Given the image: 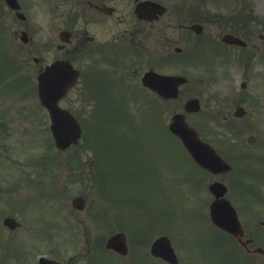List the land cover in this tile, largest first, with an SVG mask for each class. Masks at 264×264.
<instances>
[{"label": "flooded vegetation", "instance_id": "af4514ba", "mask_svg": "<svg viewBox=\"0 0 264 264\" xmlns=\"http://www.w3.org/2000/svg\"><path fill=\"white\" fill-rule=\"evenodd\" d=\"M18 2L17 10L2 2L9 9L1 12L6 26L3 62L19 72L33 68L36 74L56 61L70 64L79 78L64 99L136 97L143 92L159 98L143 86L144 77L151 72L180 75L187 79L179 88L180 98L194 97L200 83L225 84L226 98L221 105L229 114V127L264 130V0ZM4 116L0 108V126L5 129ZM16 120L25 122L20 116ZM19 130L24 129L17 126L16 137L0 133V180L9 185L0 189V197L4 196L0 199V223L7 217L16 220L13 228L0 226V264H32L35 250L27 244L37 238L38 227L48 220L55 235L44 243L51 246L53 259L60 264H105L100 238L104 219L99 211L91 212L86 205L70 210L66 213L69 219H64L57 209L65 205L41 203L48 197L41 188H20L19 158L25 144L19 147ZM259 141L247 144L243 155L245 163L259 168L256 179L248 172L244 181L247 212L243 220L248 232L253 225L247 217L254 208L264 209V165L259 166L264 161V140L258 148ZM44 190L48 192V187ZM146 219L149 221V216ZM247 231L243 239H253L247 244L252 251L257 243L262 245L264 237L256 231L249 236ZM67 250L73 255L67 257Z\"/></svg>", "mask_w": 264, "mask_h": 264}, {"label": "rangeland", "instance_id": "374dc122", "mask_svg": "<svg viewBox=\"0 0 264 264\" xmlns=\"http://www.w3.org/2000/svg\"><path fill=\"white\" fill-rule=\"evenodd\" d=\"M2 65L3 64L0 63V68L2 67ZM5 71L11 72L9 70ZM20 74L21 73H17L16 71V73L9 75V79L7 78L6 80V77L4 79L6 81L16 80L14 78L20 76ZM22 75L30 79L29 84H25L26 91L20 90L17 87L16 82L12 84L5 83L1 78L2 76L0 72V107H7L9 105H13L15 107L12 116H5V118H8L10 124H13V126H20L21 129H24L19 130L18 133V141L21 142V145H19L20 148H23V143L27 146L32 141L36 142V140L33 139V137L36 136H33L34 134L32 132L27 131V129L30 128V120L28 114L31 113L33 107L30 103H26V101H24L25 98H18V96L24 97L23 93L27 92L29 89L31 91V87L33 91H36V85L32 76L26 75L25 73H23ZM204 89L205 92H207L206 87H203V90ZM205 92L203 93V95L205 94ZM126 102L129 104V107L125 106L124 110L122 107L121 111H125L128 116L132 114L131 117L128 118L129 120L126 123L118 125V129H104L103 131L111 135L115 133V135L123 133L121 142L115 140L114 135L112 137H109L108 139H100L98 134L101 131H90L87 138L109 141V145H113L115 142L116 144L124 143L132 146V148L130 149H126L125 147H123L119 154H111L109 157L110 159L121 157L120 160H127L128 162L129 159H135L134 155H143L148 156L149 161H151L153 160L152 158L155 157L163 168L168 169V171L162 172V175H168V177H170V179L168 180L169 184H160L159 186V191L162 194V197L166 199L163 204L168 207L164 212L166 213L167 217L165 222L162 224L158 225V223H161V219L155 221L154 232L151 233V238L154 240L157 237L161 236V234L163 233L167 234L172 239L173 245L175 246L177 254L179 255L181 264H264V258H262V256H247L238 247V245H236L230 239V237L214 230L211 223L208 221V219H206V216L208 218L209 204L212 201V196L208 192L207 187L208 184L215 179V177H213V179L211 180V178H205L202 173L195 172L197 180L199 181H196L198 186H193V183H190L187 180L191 176V171L195 170L192 161L188 158L187 153L179 140L174 136H171L172 138L168 136L163 127L157 124V118L154 117V113L160 112V115L162 116L161 123L168 125L173 114L182 111V104L184 103V100H175L171 102L160 103L154 100L146 101V99H133ZM19 105H21V108L25 105L23 112L18 111ZM64 105H73L76 109H78L81 106V103L77 100H67L64 102ZM204 105L207 106L206 100L204 101ZM17 115H20L22 120H24L25 122L21 123L17 121ZM210 118L214 120L216 119V116L211 115V113L208 112V107H206V109L204 108V111L201 115L190 117L189 119L193 124L199 125V130L202 131L204 137L208 138L210 141H215L219 145L221 150L223 152H226V148L220 143V141H218L219 138L214 134H218L219 132L222 133V130L215 129ZM85 121H90V118L88 116H85ZM116 127L117 125L109 126V128ZM39 134L40 132H38L36 135ZM126 134L130 139L127 142ZM257 134L262 136L264 134V131L257 132ZM247 135L248 132L243 136ZM10 136L16 137L13 132L10 133ZM164 138L168 139L165 140ZM86 144L87 143L85 142V140H82L79 146L72 150L70 149L64 153L58 154L59 156H56L57 152L53 147H49V153L51 154V156L57 158V168H54L52 172L54 173L56 171V181L55 185L53 187H50L52 191L53 189L56 190L53 195L56 199H60L62 197L65 202L68 201L69 203L71 196L82 193L87 198V203L88 205L92 206L90 208H93V210L95 208H105L109 210V213L105 218L109 223L117 213H125V216L130 214L133 215V212H125L126 207L124 204H122L124 202L121 203L116 201V194L119 191L116 190L117 187L115 183H113L112 179H110V177L114 176V174L106 176L105 184L102 186L101 190L99 188L100 184L97 179L98 174L95 176H91V178L87 180L80 177L76 178L70 173L72 170L71 165H73V163L71 164L72 158H78L77 162H86L87 167L89 168V174L97 172V169L95 167L91 169L89 167V162H87V160L93 157L91 152L92 150H90L89 148L84 149V151L86 150L89 152L88 155L82 152V147L87 146ZM143 148H145L146 150L144 149L143 151ZM26 149H28V147H26ZM138 161L142 162V159H138ZM147 164L150 165L149 162ZM142 166H144V163L142 164ZM106 170L108 169L105 168V171ZM43 172L44 169L40 171L42 176L41 180L44 183L45 181L43 179ZM83 176L87 177V175L85 174ZM136 179L137 181L139 180L138 177ZM218 179L221 178L218 177ZM242 179L243 175L241 173L233 174L230 176L227 175L226 183L229 184L231 181L234 183V185H239ZM179 183L184 184L185 187L181 189V191H184L186 196L179 192ZM0 186L8 185L6 182H4L0 183ZM30 186L31 185H27L23 189H27ZM236 189L240 192L242 191L241 187H238ZM51 190L48 193H51ZM133 190H129L131 191L132 197L137 194L141 195L142 192L139 193L140 191H147V197L143 195V198L147 199V204V201H149L150 199V191L145 188L142 190V185L140 189L137 190L134 186ZM10 193L17 192L11 191ZM234 195L231 196H234V198L238 197V204L241 205V195H238L236 191L234 192ZM14 196L20 197L17 194H15ZM2 198H4V196L0 197V199ZM188 200L190 201L192 206L194 205L198 207L195 208V212L193 211L192 206L189 204ZM160 201L162 202V200ZM44 202L48 203L49 201ZM159 207L161 208V206ZM178 210L181 212L180 214L178 213ZM187 210L188 212H186ZM254 210L256 211H253L252 216L247 217L248 219H252L253 217V221L251 223L253 227L250 229L251 232L249 231L248 235L252 236L254 234L253 232L256 231L255 233L257 234V236L264 237V227L259 225V221H264V209L254 208ZM127 217L131 218V216ZM51 218L55 219L54 216H52ZM48 219H50L49 216ZM57 224L61 225L58 222ZM116 227L117 225L115 224L105 227L103 233L100 234V238H103V241L106 242L109 236L111 234H114L113 232L117 230ZM38 228L39 235L37 236V238L29 241L27 245H33L32 250L35 251L50 248V245L44 242H46L48 238H52V236L55 235L53 223L48 220L46 224L39 226ZM215 232L220 235H216ZM261 242H263L262 246L264 247V238ZM148 252L149 250L144 247L143 250L141 252H138L137 254L139 257L144 258V256H146V253ZM116 257L119 259L121 258L118 255H116ZM116 257L114 256L113 259V256H111V259L115 261L114 264H145V261L137 259L135 257H133L132 259L128 257V260H125V258H121L124 261H120L119 259H116ZM106 259L109 261V263L107 264H112L109 255H106ZM149 263L166 264L162 261L150 258Z\"/></svg>", "mask_w": 264, "mask_h": 264}, {"label": "water", "instance_id": "95a60500", "mask_svg": "<svg viewBox=\"0 0 264 264\" xmlns=\"http://www.w3.org/2000/svg\"><path fill=\"white\" fill-rule=\"evenodd\" d=\"M59 66L55 65L40 77V98L44 105L51 111L53 118V130L55 132L58 146L66 149L72 143L77 142L80 137L81 130L75 118L67 111L61 109L58 104V98H53V81ZM196 105L189 104V109H193ZM199 107H197L198 109ZM170 129L178 135L186 148L192 154L195 161L202 167L214 172H226L229 169L223 159L208 144L203 143L197 136V133L190 128L183 115H176L170 125ZM210 191L215 195L216 199L210 207V216L215 225L223 230L239 237L243 235V230L237 216V212L224 196L227 187L219 182L210 186ZM124 238L118 235L110 239L108 246L124 253ZM257 251L263 252L262 249ZM155 256L162 257L171 264H178L177 256L171 246L169 239L161 238L155 242L152 248Z\"/></svg>", "mask_w": 264, "mask_h": 264}]
</instances>
